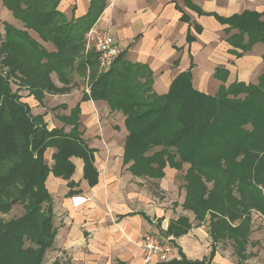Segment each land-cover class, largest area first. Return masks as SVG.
Returning <instances> with one entry per match:
<instances>
[{"label":"trees","instance_id":"1","mask_svg":"<svg viewBox=\"0 0 264 264\" xmlns=\"http://www.w3.org/2000/svg\"><path fill=\"white\" fill-rule=\"evenodd\" d=\"M59 1L2 0L26 30L52 43L56 52L48 53L26 31L9 24L4 40L0 34V213H9L19 204L27 208L18 219L0 220V264H42L53 245L54 209L46 189L50 173L70 179L75 172L70 160L81 157L85 178L91 185L98 183L94 150L80 132V107L71 116L61 117L73 127L70 133L64 128L49 130L45 115L35 116L20 94L26 88L41 101L46 92L59 91L50 79L52 73L69 83L68 73L85 76L88 69L91 93L83 101L104 100L113 111H123L129 134L125 157L127 163H134L132 170L162 177L168 165L177 170L189 165L184 205L200 223L210 221L212 254L219 237L230 233L243 256L252 210L264 212L260 190L264 189V75L257 85L226 87L228 73L218 70L216 77L222 84L219 93L210 96L194 89L189 71L179 74L168 94L158 96L147 65L128 62L122 53L110 70L100 72L97 54L85 55L86 34L98 20L103 3H92L86 16L68 21ZM262 16L246 11L219 18L227 26V35L238 30L228 39L241 50H234L236 56L264 44ZM17 38L29 39L35 51H28ZM15 84L19 88L14 91ZM51 147L57 151L52 168L45 164ZM237 220L240 224L233 227L231 222ZM211 259L191 262L182 256L165 264H211Z\"/></svg>","mask_w":264,"mask_h":264},{"label":"crops","instance_id":"2","mask_svg":"<svg viewBox=\"0 0 264 264\" xmlns=\"http://www.w3.org/2000/svg\"><path fill=\"white\" fill-rule=\"evenodd\" d=\"M92 3L105 5L93 27L110 33L121 45L128 62L149 67L153 90L158 96L168 94L179 74L189 71L194 89L210 96H216L222 84L216 77L218 70L228 73L226 87L235 83L257 85L264 75V44L236 56L234 50L239 53L241 50L229 44L228 39L238 30L227 35V26L219 20L248 11L263 14L264 22V0H60L58 6L66 20L71 21L86 16ZM7 24L26 31L48 53L56 52L52 43L42 40L33 30H26L23 22L4 8L0 0L3 40ZM190 35L194 37L191 41ZM85 49L86 56L93 51L87 40ZM89 76L88 69L83 76L84 88L79 81L66 83L52 73L50 79L59 91L46 92L41 101L26 88L20 90L32 113L45 115L49 130L64 128L65 133H70L73 127L61 117L71 116L80 107L81 136L88 148L94 150L97 184L91 185L85 178L86 165L81 157L70 160L75 166L70 179L54 173L47 176L46 189L54 209V245L65 250L73 248L74 264H144L142 244L147 236L157 235L161 241L167 238L177 250L172 260L180 261L182 256L191 262L212 258L211 264H222L217 248L212 254V238L200 230L199 224H193L198 220L185 208L184 187L179 202H165L164 208L156 203L157 197L150 188L153 183H158L162 191H170L178 183L181 170L168 165L160 180L132 170L134 163H127L125 157L129 136L126 117L122 110L113 111L104 100L83 101L91 93ZM51 115L63 126L51 127L48 120ZM56 152L53 147L46 150L45 164L51 168ZM183 169H189V165L185 164ZM77 195L87 197L88 203L75 210L71 199Z\"/></svg>","mask_w":264,"mask_h":264},{"label":"rangeland","instance_id":"3","mask_svg":"<svg viewBox=\"0 0 264 264\" xmlns=\"http://www.w3.org/2000/svg\"><path fill=\"white\" fill-rule=\"evenodd\" d=\"M16 40L23 43L25 48L28 51L29 50L35 51L33 50L32 42L29 39L28 41L23 38H20V39L17 38ZM91 53H95V51L93 50L91 51ZM67 77H68L69 82L79 81V83L81 82L80 83L81 86H83L84 88L86 87V80H84L83 76L77 71L68 73ZM17 86H18L17 84L12 86L14 91L18 89ZM48 120L49 122H51V127H53V125L56 128H60L63 126V122L61 121L59 122L58 119H56V117L52 115L48 118ZM187 171L188 169L187 170L181 169V171L178 173V179H179L178 183H176V185L173 187L171 186L170 191L169 190L162 191L158 183H153L154 186H151L150 188H151V191L154 192L157 197L156 203L158 206H161L164 208L165 206H163V204L165 202H169V203L179 202V200L184 195L183 187L186 182L184 178H185V175L187 174ZM154 177L156 178V180L162 179V177H159V175L157 174ZM208 187H211V185H208ZM260 190L262 192V200H263L262 203L264 204V189L260 187ZM17 194L18 192L14 193V195H17ZM26 209L27 208L25 204L16 205L10 210L9 213L3 214L1 212L0 220L5 222V221H10L12 219H18L27 213ZM263 210H264V207H263ZM251 218L252 220L250 223V230H249L250 235L246 243L245 249L242 252L243 256H241L239 253L241 252V248L236 246V243L234 242L233 238L229 237L230 233H227L219 237L218 241L216 242V248L220 251L222 255V259L220 260L222 264H264V212L261 213L253 209ZM193 224L195 225L199 224L201 226L200 230L206 232V234H209V236L211 237L209 220L205 222L204 224L200 223V221H194ZM231 224L233 227H236L238 226V224H240V220H237V222L235 223L231 222ZM161 242L164 247H167L169 249L168 251L169 260H172L173 255L177 256V250L172 247L170 241H167V238H165L164 241H161ZM72 251H73V248L69 250H65L61 247L55 246L53 243V245L47 251V255L45 256V259L42 264H74L73 257L74 255H76V252H72ZM83 253L88 254L87 251H83ZM144 258H145L144 264H156L160 262L165 263L156 257L152 258L150 262L147 263L145 254H144Z\"/></svg>","mask_w":264,"mask_h":264},{"label":"built area","instance_id":"4","mask_svg":"<svg viewBox=\"0 0 264 264\" xmlns=\"http://www.w3.org/2000/svg\"><path fill=\"white\" fill-rule=\"evenodd\" d=\"M87 46L95 51L98 57L99 68L101 72L110 70L116 59L123 53V49L119 42L114 39L110 33L92 27L87 32ZM88 203V198L82 195H77L71 199V206L77 210ZM146 262L149 263L154 257L163 262L169 260L167 247L162 245L160 238L157 235L147 236L143 243Z\"/></svg>","mask_w":264,"mask_h":264}]
</instances>
